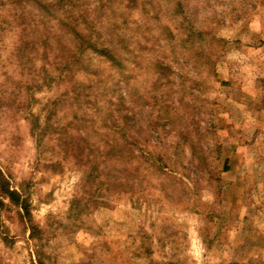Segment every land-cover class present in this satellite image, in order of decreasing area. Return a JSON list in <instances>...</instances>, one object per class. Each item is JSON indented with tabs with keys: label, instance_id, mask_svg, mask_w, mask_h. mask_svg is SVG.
I'll use <instances>...</instances> for the list:
<instances>
[{
	"label": "rangeland",
	"instance_id": "1",
	"mask_svg": "<svg viewBox=\"0 0 264 264\" xmlns=\"http://www.w3.org/2000/svg\"><path fill=\"white\" fill-rule=\"evenodd\" d=\"M0 264H264V0H0Z\"/></svg>",
	"mask_w": 264,
	"mask_h": 264
},
{
	"label": "trees",
	"instance_id": "2",
	"mask_svg": "<svg viewBox=\"0 0 264 264\" xmlns=\"http://www.w3.org/2000/svg\"><path fill=\"white\" fill-rule=\"evenodd\" d=\"M76 18H78V19H76ZM74 20H75V22H74V24H78V25H76V26H79V24H85L86 23V21H85V19H84V17L83 16H80V17H75L74 18ZM79 22V23H78ZM75 35L78 37V38H80V39H82V40H87L86 42H87V44L89 45V47H93L94 46V44H92V41L89 39V41H88V39H86V38H84V37H81L80 35H79V33L78 32H75ZM102 52H105V51H102ZM104 54H106V55H108L109 53L108 52H106V53H104ZM1 183H2V181H1ZM1 192L3 193V194H5L6 196H8V198L12 201V202H14V203H18V198H17V195H16V193H14V192H11L8 188H6V186H5V184L3 185H1ZM25 209V208H24ZM26 210V209H25Z\"/></svg>",
	"mask_w": 264,
	"mask_h": 264
}]
</instances>
